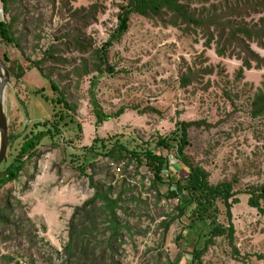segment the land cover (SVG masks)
Masks as SVG:
<instances>
[{"label": "rangeland", "instance_id": "374dc122", "mask_svg": "<svg viewBox=\"0 0 264 264\" xmlns=\"http://www.w3.org/2000/svg\"><path fill=\"white\" fill-rule=\"evenodd\" d=\"M10 1L7 11L0 1V21L12 25L20 46L0 38V59L16 69L6 93L9 136L16 137L6 166L14 162L25 137L42 129L35 124L60 111L75 122L53 140L45 139L27 158L20 177L0 190V210L10 215L8 224L0 219V264H63L71 257L75 264H189L191 240L201 235L204 242L206 225L191 228L189 218L179 217V200L168 197L167 184L154 185L147 166L105 156L116 145L173 156L175 151L157 143L177 138L183 121L200 122L189 130L188 159L208 171L211 184L234 182L240 198L232 211L234 246L227 237L216 238L204 264H264V216L244 194L250 186L264 184V116L251 114L253 97L264 87V67L239 76L242 61L220 57L215 44L205 46L202 34L135 14L129 30L109 49L114 71L101 74L95 70L94 52L117 28L121 0ZM92 6L99 11L96 20L75 14ZM79 39L86 52L78 50ZM252 48L264 57L263 48ZM30 61L40 62L44 74ZM185 76L189 83L183 86ZM62 94L69 110L52 102ZM96 108L111 119L100 123ZM111 163L121 168V175ZM174 171L179 177L189 173L181 162H175ZM110 186L112 196L121 197L123 238L110 249L107 223L95 211L94 218H77L83 220L80 245L66 250L75 210L97 189ZM218 206L219 222L228 226L226 207L221 201ZM171 219L175 221L166 230L164 222Z\"/></svg>", "mask_w": 264, "mask_h": 264}, {"label": "trees", "instance_id": "16d2710c", "mask_svg": "<svg viewBox=\"0 0 264 264\" xmlns=\"http://www.w3.org/2000/svg\"><path fill=\"white\" fill-rule=\"evenodd\" d=\"M4 5V11L9 10L10 0H0ZM209 3V0H121L119 5L120 12L118 14V26L111 34L101 49L95 50L96 60L94 64L95 70L101 74L113 72L108 62V52L113 44L119 41L129 30L131 17L135 14L148 19L160 20L166 26L174 28H183L190 30L196 34H202L206 39L205 46L211 48L213 44L216 46V53L220 57H236L242 61V67L239 76H243L245 70L253 68L261 69L264 67V57L256 52L252 45L256 44L264 49V0H215ZM200 5V7L196 6ZM98 8L92 6L90 9L83 8L75 14L85 18L88 22L90 19L96 20ZM259 15L256 19L255 16ZM0 38L9 45L20 46L18 39L12 31V25L5 21H0ZM78 50L86 52L88 47L79 39L76 40ZM6 63L11 61L5 56ZM43 74L40 62L33 63ZM106 66L107 70L104 71ZM87 68V63L85 64ZM18 68H20L18 66ZM22 68V67H21ZM12 76L16 74V69L8 68ZM192 74V73H191ZM189 83L188 77L183 78V86ZM96 82L93 83L92 94ZM52 88L56 92L62 93L54 81ZM57 106L63 105L70 109L66 98L62 94L60 99L52 101ZM252 117L259 118L264 116V87L260 89L253 97L252 101ZM97 117L100 123L109 120L111 117L99 112L96 108ZM123 111H121V114ZM57 118V120H56ZM61 122L63 125L60 126ZM75 122L73 119L67 121V117L63 111L55 113L54 119L42 123L35 124V128H42L37 131H31L25 137L22 147L15 157L14 162L6 166L9 156L6 157L4 163L0 167V190L11 182L16 181L20 177V173L24 170L27 158H32L39 150L40 145L47 138L54 139L57 135L62 134L63 127H67L69 123ZM177 133L179 136L169 138H160L157 147L175 151V155L158 154L148 149L146 151H130L125 145H116L105 156L116 162H125L131 158V162L136 160L140 165L147 166L148 170L154 175V185L167 184L169 186L168 197L178 199L179 204L177 210L179 217L186 216L190 220L191 228L203 224L209 229L205 234V241L201 235L192 238L193 250L191 252V260L189 264H204L203 258L208 252L209 247L214 244L216 238L227 237L229 243L234 246L235 243V226L233 223V207L240 203L239 193L235 191L234 182H222L213 185L210 182L208 171L200 165L193 164L186 156V150L190 146L189 130L192 126L200 125V122H180L178 123ZM9 140L11 147L16 137L10 135ZM92 150V149H91ZM175 157L176 162L188 169L189 173L185 177H179L174 171L172 158ZM129 162V161H128ZM130 163V162H129ZM85 170L82 169V173ZM248 196V205L256 209L259 214L264 216V184L258 186H250L244 192ZM113 187L107 189L99 188L95 191L94 196L89 199L82 207H78L72 218V233L66 250L72 249L73 246L80 245L79 225L83 222H76L79 216L95 217V211L100 213V217H104L107 223L106 231L110 233L109 248L118 243L123 238V230L126 226L123 224L118 211L121 209V197L114 198ZM223 202L226 207V215L228 218V226L219 222L218 202ZM101 203L100 207H97ZM6 211L11 212V205L7 203ZM10 215H4L0 210V219L3 223H9ZM175 221L171 219L164 222L166 230ZM78 225V227H77ZM205 227V229H206ZM85 236V235H83ZM84 243V242H83ZM238 254L237 249H235ZM95 249H93V252ZM71 257L69 261L63 264H75Z\"/></svg>", "mask_w": 264, "mask_h": 264}, {"label": "water", "instance_id": "95a60500", "mask_svg": "<svg viewBox=\"0 0 264 264\" xmlns=\"http://www.w3.org/2000/svg\"><path fill=\"white\" fill-rule=\"evenodd\" d=\"M11 75L0 59V167L4 163L10 147L9 119L6 108V93Z\"/></svg>", "mask_w": 264, "mask_h": 264}, {"label": "built area", "instance_id": "2783aa9c", "mask_svg": "<svg viewBox=\"0 0 264 264\" xmlns=\"http://www.w3.org/2000/svg\"><path fill=\"white\" fill-rule=\"evenodd\" d=\"M174 159H175V157H173ZM172 158V161H173V163H175L176 162V159L174 160ZM111 166H115V168H116V170H117V176H119V175H121L120 173H121V168L120 167H118V166H116V165H114L113 163H111Z\"/></svg>", "mask_w": 264, "mask_h": 264}, {"label": "bare ground", "instance_id": "6f19581e", "mask_svg": "<svg viewBox=\"0 0 264 264\" xmlns=\"http://www.w3.org/2000/svg\"><path fill=\"white\" fill-rule=\"evenodd\" d=\"M0 142H1V140H0Z\"/></svg>", "mask_w": 264, "mask_h": 264}]
</instances>
